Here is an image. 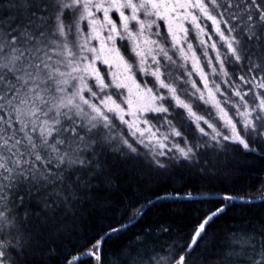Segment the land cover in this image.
Returning a JSON list of instances; mask_svg holds the SVG:
<instances>
[{
    "label": "snow or ice",
    "instance_id": "obj_1",
    "mask_svg": "<svg viewBox=\"0 0 264 264\" xmlns=\"http://www.w3.org/2000/svg\"><path fill=\"white\" fill-rule=\"evenodd\" d=\"M0 264H264V0H0Z\"/></svg>",
    "mask_w": 264,
    "mask_h": 264
},
{
    "label": "trees",
    "instance_id": "obj_2",
    "mask_svg": "<svg viewBox=\"0 0 264 264\" xmlns=\"http://www.w3.org/2000/svg\"><path fill=\"white\" fill-rule=\"evenodd\" d=\"M233 160L234 167L227 169L230 180L225 181L224 183L214 182V186L209 188L206 183L200 181L198 178L193 177L186 182V188L181 191V195H186L187 191H193V196L197 199L204 198H215L217 191H222L225 187L228 188L233 194H241L242 189H247L249 184H255L258 186L259 180L255 172V168L259 167V161L255 160L253 157H243L235 156L230 157ZM255 166V167H253ZM179 187V182L170 183L169 185L153 184L145 187L143 190L138 191L134 187L128 189V194L134 199L137 197H143L146 199H151L153 201L152 205H147L144 209L145 220L151 218L153 220L160 219L167 224L169 221L173 222L174 230L180 227H183L187 224V219L185 216L186 208L195 209L196 207H202L203 205L192 204L191 201L180 200L177 201V193L173 190ZM158 193L159 195H167L168 199L158 201L156 195L152 193ZM211 193V196H210ZM141 202H144L141 200ZM234 205L239 207L241 201L235 200ZM177 211L180 212L179 216L174 215ZM235 211V209H230V213ZM137 219H140L137 217ZM144 222V221H141ZM121 223H124L122 221ZM130 231H135V229H130ZM124 237H121L123 239ZM113 243H119V241H114Z\"/></svg>",
    "mask_w": 264,
    "mask_h": 264
}]
</instances>
